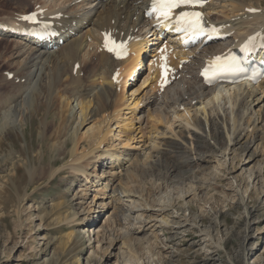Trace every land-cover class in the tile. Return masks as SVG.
Instances as JSON below:
<instances>
[{
    "label": "rangeland",
    "instance_id": "374dc122",
    "mask_svg": "<svg viewBox=\"0 0 264 264\" xmlns=\"http://www.w3.org/2000/svg\"><path fill=\"white\" fill-rule=\"evenodd\" d=\"M257 8L259 9V7ZM35 9V1L32 0H0V20L7 21L13 14L20 11L30 14ZM169 35L170 33L162 35L156 45L149 43L150 48H148L153 49V52L144 53L146 62L138 77L129 80L128 84L124 81L122 85L114 88L112 96L114 102L109 105L111 113L108 117H98L81 126L79 102H75L74 109H69L58 95V98L54 97L48 103L46 102L49 107L44 108L42 115L25 122L22 120L15 135L0 141V264H100L101 260L103 264H117L118 260L122 261L120 255H123L119 248L126 253L125 260L128 259L130 264H264V207H262L264 205V107L260 109L261 106H264V102H253L252 109L246 114L241 128H238L239 123L235 122L236 135L244 136L236 146H230L228 166L219 167L217 170L215 169L217 163L202 162L198 167L192 164V167L187 166L190 180L186 178V175H180L186 165L181 163V157L176 152L170 154V148L161 165L153 168L149 165L151 154L158 150L156 143L161 141L162 135L158 133L164 132L167 135L171 124H173V129L179 124L173 120V117H170V120L173 121L169 125L162 122L160 124L163 125L158 127L154 123L153 116H159L162 101L168 95L171 98L175 97L179 88L182 92L192 94L182 84L184 81L181 76L171 78L169 82L171 85L166 91L162 90L164 87L160 85V82L151 84L150 81L147 85L142 86L144 79L151 73L150 66L154 64L152 61L157 62L155 56L158 55L159 59L170 51L166 49L168 39H165V42L162 41L163 37ZM0 42L2 43L0 45V100L8 99L6 107L0 110V114H2L1 116L6 114L10 118L15 114L11 101L18 95H22L20 82H25L24 70L23 63L15 60L13 42L10 41L8 45H3V42ZM212 46L214 47L210 48L220 47L221 43H215ZM161 47L162 52L160 51ZM106 54L109 56V52ZM175 58L180 62V57ZM87 59L94 60L92 64L82 66L80 79L89 89L94 85L90 78L95 75L94 73L103 63V59H101V55H89ZM115 60L122 61L123 59ZM204 60L205 56H201L200 60H192L196 64H193L196 74L199 72V64ZM150 62L152 63L150 64ZM182 67L179 65L178 69L183 70L184 67L183 69ZM72 69L77 68L73 66ZM9 74H13L11 80ZM165 79L161 78V83L164 86L169 85V83L166 84ZM67 83L64 80L57 88L64 90ZM54 85L51 83L50 86L54 87ZM232 87L235 86L224 88L221 92L218 90L205 99L203 104L197 103L196 106L193 104L194 107L188 108H191L194 115L195 112H200V109H208L214 105L217 109H221L225 102H228V106H230L231 98L235 95V90ZM156 98L155 103L147 104ZM252 101L253 99H250V102ZM217 102L220 106H217ZM116 104H119L118 106L126 104L128 108L122 113L124 115L122 120L118 122L112 117ZM132 104H137L136 108L141 110L139 114L136 108L132 109ZM111 108H114V111ZM232 109L233 107L230 111ZM234 110L236 112L237 107ZM184 112L185 109L180 112V115ZM69 113L75 114V118L68 117ZM136 114L137 117H144L145 121L152 118L144 129V134H139V128L142 127H140L141 124L135 122L134 130L130 133L134 138L124 137L119 148L122 152L127 148L128 151L134 153L135 157L144 155V161L136 166L132 173H128V176H125L126 171H123L128 165L123 169L116 170L114 173L119 176L116 177L114 186L119 189L120 184L129 188L134 194L141 197L140 201L149 206L168 209L169 211L165 214L168 218H170L168 215H177L190 221L192 226L188 229L187 236L179 242L180 246L176 245L177 243L169 244L171 249L164 250L167 243L165 240L171 237L169 226L166 225L162 228L159 222L153 221L150 226L154 224L156 226L151 230L143 234H134L141 227L139 220L130 219L135 215L134 213L127 211L130 214L127 216L128 213L124 211L123 215L117 205L106 209L101 207L102 203L109 202V199H105L104 195H109L110 192H105L101 197L97 196V193L87 190V188L94 189L95 187L93 188L90 183L84 181L83 177H79L81 181L77 182L78 186H75L72 183L73 174L69 171H65L53 179L54 171L57 168H62L66 164L65 161L70 160L75 146L80 155L90 148L88 146V143L91 142L89 137L96 132L98 126H107L111 117L110 131L117 132L120 136L121 132L125 131L123 127H127ZM105 119L106 121H104ZM226 120L228 121L226 128L231 129L233 127L232 119L226 118ZM78 127L80 129L77 133ZM248 128L251 129V132H247ZM112 132L108 143L112 142L111 139L115 135ZM213 136L220 142L221 148H228L231 136L227 129H220V134L216 132ZM165 139L166 136L161 142ZM252 139H255L256 142L247 148L246 144ZM235 140L237 139L235 138ZM66 141L69 146L65 145ZM156 146L157 148H155ZM205 149L216 152L212 145H208ZM253 149H258V158L254 159L249 153ZM57 153L61 157H58L60 160L54 163ZM251 160L253 161L251 162ZM110 165L97 166L96 173L101 174L104 171H109ZM95 169L96 167L90 169L94 176ZM14 170H16L15 175H13ZM229 171L236 180L240 196L232 187ZM10 175L14 176V181ZM29 179L32 180L28 189L29 193L26 194L23 203H19L18 198L21 193L26 191ZM90 179L91 182L96 180L95 177ZM203 181L205 184L202 187ZM84 183L86 187L82 186ZM81 189L87 190L86 194L90 193L87 199L71 201ZM81 201L83 203L79 205ZM124 204L129 205V203L123 202L122 205ZM84 208L88 213L82 212ZM251 210L253 211L250 221L252 222V231L249 238L245 227L248 221L247 212ZM63 217L66 218L65 224L62 223ZM153 218L157 217L153 216ZM98 229H104L107 235V239L104 241L99 237L100 243L94 242L93 237L94 234H102L100 231L97 232ZM201 231L205 235H202ZM69 234L73 235L74 240L71 242L70 248L66 250L61 242L67 241ZM90 235L94 242L93 245H90ZM112 237L120 240L116 247L112 246ZM52 238L57 239L52 241ZM203 239L205 242L201 241ZM123 243H125L124 248L122 247ZM172 247L176 250L175 253L172 252ZM91 251L93 253L90 255ZM212 258H215L214 262L211 261Z\"/></svg>",
    "mask_w": 264,
    "mask_h": 264
},
{
    "label": "bare ground",
    "instance_id": "6f19581e",
    "mask_svg": "<svg viewBox=\"0 0 264 264\" xmlns=\"http://www.w3.org/2000/svg\"><path fill=\"white\" fill-rule=\"evenodd\" d=\"M32 1H35L36 9L34 12L39 13L38 18L40 20L55 23L53 31L58 35V38L52 42L42 43H40L37 38H33L32 33L35 28H38V26L22 19V17L27 16L29 13H22L20 11L13 14V16L7 21L0 20V41L3 42V45H8L10 41L13 42L15 60L23 63L22 68L24 71H22L24 72L23 74L25 79V82H20L22 95H18L11 101V105H14L13 109H15V114H13L10 118H8L6 114H4L5 116H1L2 114H0V141L15 135L16 130H19L22 120L25 122L28 119H33L34 117L39 116L40 114L42 115L44 108H47L48 106L46 105V102L48 103L51 98H58V95L65 106L69 107V109H74L73 105L75 102H79L81 107V126L86 125L89 121L98 117H108L111 113L109 111V105L111 102H114L112 97L114 88L118 85H122V82L124 81L127 83L129 80L131 81L135 77H138L141 72V68H143V64L146 62V56L144 53L153 52V49H149V43H151V45H156L158 43L157 41H160L161 36L166 35V33L170 31V21L165 22L164 19L154 20L145 16L146 12L151 8L152 0ZM263 3L264 0L211 1L202 9V11L208 21L214 24L215 27H218L220 34H229L231 36L225 41H222L220 47L210 48L207 44H203L192 50L184 52L179 50L177 53L167 52L165 57L168 70L166 72L162 68V65L165 64V59L162 61L158 60L150 66L151 73L144 79L142 86L147 85L150 81L151 84H153V82L155 83L160 81L161 78L164 80V77L167 76V74L171 79L172 77H175V74L181 76V79L184 81L182 84L192 93L189 95L185 91H180L179 88L175 93V97L171 98V96L168 95L164 98V101H162V105L159 108V116H153V119H155L154 123H156L158 127L163 125L160 124L162 122L169 125L173 120H176L179 124H175V129H173V124H171L167 135L164 134V132L158 133L163 137L160 138L161 141L165 138V136L166 139L163 142L160 141L159 143H156L158 150L156 149L157 151L151 154L149 158L150 167L153 168L161 165V163L164 162L163 158H165L168 154L169 148L170 154H174V152H176V154L181 157V163L186 165V168L181 170L182 172H180V175H186L187 179H190L187 172L189 168L187 166L192 167V164L198 167L202 162L207 164L217 163V166H215V169L217 170L219 167L228 166L230 162V146H236L244 136L236 135L235 131L237 128H234L235 122H238V128H241L246 114L250 109H252L251 105L253 102H264V80L256 86L243 83L232 87V89L235 90V95L231 98L230 106H228V102H225L224 106H221V109H217L215 107L216 105H214L208 109H200V112H195L194 115L191 112V108L188 107H194L193 104L196 106L197 103L203 104L204 100L213 95L216 91L220 90L221 92L222 89H227V87H229L228 85H220L210 88L209 86L204 85L203 80L200 77V69L203 66L205 67L206 65L204 64L208 61H212L218 54H231L235 48L248 41L253 34H264ZM257 7H259V9ZM41 11H43V13H41ZM106 34H109L111 39L116 40L117 42L128 43L131 49V53L128 58L123 59L122 61H116L114 54L109 53L110 57L107 56L106 52L108 51L104 48V39ZM259 39L260 37L258 40ZM0 45H2L1 42ZM214 50H216V52L213 53ZM178 54L183 57L180 62H178L175 58ZM89 55H101L103 63H101L99 69L94 73L95 75L90 78L94 84L93 88L88 89L87 85L80 79V74L81 69H83L82 66H88L92 64V61L94 60H88L87 58H89ZM200 55L205 56V60L199 64L200 69L197 74L195 71L196 68L193 67L195 62L192 61H190L191 63L184 67L183 70L179 71L178 66L182 62H188L190 57H196V60H200ZM73 66L77 69L73 70ZM67 70L70 72L68 73ZM117 72L119 73V77L114 80V75ZM162 72H164L163 75ZM64 80L68 82L65 85V89H58L57 87H59L61 82ZM51 83L55 84L54 87L50 86ZM15 91H17V89H15ZM249 98L253 99V101L250 102ZM6 100L8 99L0 100V110L6 107ZM156 101L157 98L147 104L150 105ZM119 104H116L115 111L114 108H111L114 111L112 117L117 120H115L116 122L122 120V117H124L122 113L128 109L126 104L118 106ZM133 104L131 106L133 107L132 109L137 107V104ZM217 106H220L219 103ZM231 107H233L232 111H230ZM235 107H237L236 112H234ZM263 107L264 106H261L260 109ZM184 109L185 112L180 115V112ZM136 110H138V114L140 113L139 111H141L137 108ZM74 115L69 113L68 117L74 119ZM137 116L138 115L136 114L129 124H127V127H123V130L125 131H120L122 136L121 134L119 136L117 132H112V130L110 131V127H112H109L112 119L111 117L109 118L107 126H98L96 132L89 137L91 142L88 143V146L90 148L86 152L82 153L83 155H80L78 154V149L75 148V146L72 150L70 160L67 162L65 161L66 164L62 168H57L54 171L53 179H56L65 171H69L73 174L74 180L72 183L75 186L77 185V182L81 181L79 177H83L85 179L84 181L90 183L93 188L95 187L94 189L87 188V190L97 193V196L101 197V195H104L105 192H110L109 195H104V197H106L105 199H109V202L102 203L101 207L106 209L107 207L113 208L114 205H117L123 215L124 211L125 213H134L135 215L130 219L139 220L141 224V227L134 232V234H143L151 230L156 226V224L150 226V223L153 221L159 222L162 228L166 225L169 226L170 228L168 229H171V237L168 239L165 238L167 240L164 239L165 242H167L164 246V250L171 249L169 244L177 243L176 245L180 246L179 242L187 236L186 233L192 226L190 221L177 215H168L170 217L168 218L165 216V214L169 211L168 209H165L164 207L157 209L156 207L149 206L143 203V201H140L141 197L134 194L129 188L121 186L120 184L119 189L114 186L116 177L119 176L115 175L114 172H116V170L123 169L128 165L127 168L123 170L126 171L125 176H128V173H132L135 170V167L144 161V155L141 157H139L140 155H137L135 157L134 153L128 151L127 148L124 152H122L119 148L121 145L120 142H122L124 137L132 139L133 136H131L130 133L134 130L135 122L137 124H141L140 127L142 128H139V134H144L143 131L152 118L151 117L145 121L144 117ZM77 117L79 118V116ZM170 117H173V120H170ZM226 118L232 119L233 127L231 129L226 128L228 123ZM104 121H106V119ZM115 125L117 126V124ZM79 129L80 127L76 130L77 133ZM220 129H227L229 136H231L229 138L228 148H221L220 142L213 136L216 132L217 134H220ZM111 132L112 134L115 133V135L113 139H111L112 142L108 143V138L110 137ZM247 132H251V129L248 128ZM262 134L263 133L261 132V135ZM235 138L237 140H235ZM255 142V139L250 140V142L246 144L247 148H250ZM65 145L69 146V143L66 141ZM65 145L63 144V146ZM208 145H212L216 152H211V150L206 151L205 148ZM157 146L155 148H157ZM172 149L173 151L171 152ZM257 150L258 149H253V151L249 152L254 159L258 158L257 155L259 153ZM56 156L54 157V163H57L60 160L58 157H61L58 156V153ZM253 160H251V162ZM106 164H111L109 171H104L101 174L96 173L97 166L105 167ZM94 167H96L95 176L90 172V169ZM15 171L16 170L13 171V175H15ZM198 174L205 175L202 173ZM228 174L232 187L240 196V192L237 191L238 186L235 178L232 177L233 175L230 171ZM13 175H10L12 176V181H14ZM91 177H95L96 180L91 182ZM103 180L106 182H102ZM31 182L32 180L29 179V185L26 186V191L23 194L21 193L18 198L19 203H23L26 194L29 193L28 189L31 186ZM204 184L205 181H203L202 187ZM82 186L84 187L85 183ZM87 190H79L71 201L80 200L82 198L87 199L90 194L85 193ZM18 192L19 191H17V193ZM123 202L129 203V205H122ZM82 203L83 201H81L79 205ZM262 207H264V205ZM252 210L248 211L246 216L248 221L246 223L245 230L247 237L249 238L250 232L252 231V222H250L253 216ZM86 211V208L82 210V212L88 213ZM127 216H130V214L128 213ZM153 216L157 218H153ZM65 217L62 218L63 224H65ZM98 231L102 232V234H94L93 237L95 239L94 242L100 243L99 237H101L102 241H104L107 239V235L105 234L104 229H98L97 232ZM201 233L202 235H205L202 231ZM56 239L57 238H52L51 240L54 241ZM73 240V235L69 234L67 241L61 242L63 248L68 250ZM89 240L90 245H93L94 242H92L91 235L89 236ZM119 241L120 240L118 238L112 237V246L116 247ZM201 241L205 242V239ZM124 244L125 243H123L122 246L123 248L125 247ZM126 249L129 251L128 248ZM119 251L123 255H120L122 261L118 260L117 264H130L128 259V261L125 260L126 253L122 252L120 248ZM172 252L175 253L176 250L173 249ZM92 253L93 251L90 252V255ZM214 259L215 258H212L211 261L214 262ZM100 264H103L102 260L100 261Z\"/></svg>",
    "mask_w": 264,
    "mask_h": 264
},
{
    "label": "snow or ice",
    "instance_id": "6c2138e0",
    "mask_svg": "<svg viewBox=\"0 0 264 264\" xmlns=\"http://www.w3.org/2000/svg\"><path fill=\"white\" fill-rule=\"evenodd\" d=\"M201 0H152V12L158 13L160 17L165 20L171 18L172 12L181 7H196L200 5ZM23 20L37 23V14H31L22 17ZM176 30L186 33H191L194 36L209 35L208 29L205 27L203 17L200 12L195 11H181L175 18ZM212 29L211 32H215ZM255 37H250L241 51L247 52L254 46ZM104 48L114 54L118 59L122 58L125 54V46L121 43L118 44L115 40L111 39L109 34L105 35ZM165 64L162 65L163 70L166 72L167 64L166 57ZM221 58L217 57L214 64L218 66V71H242L241 61L236 56H231L223 64L220 63ZM207 76V70L204 73Z\"/></svg>",
    "mask_w": 264,
    "mask_h": 264
}]
</instances>
